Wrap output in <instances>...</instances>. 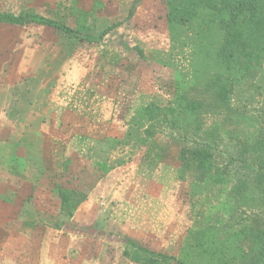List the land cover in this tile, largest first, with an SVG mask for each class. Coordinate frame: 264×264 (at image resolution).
<instances>
[{"label": "crops", "instance_id": "crops-1", "mask_svg": "<svg viewBox=\"0 0 264 264\" xmlns=\"http://www.w3.org/2000/svg\"><path fill=\"white\" fill-rule=\"evenodd\" d=\"M99 1L102 8L94 10L95 0H0V12L38 14L83 35L98 36L127 18L118 21L107 18L102 11L109 0ZM97 20L107 23L93 31ZM124 29L121 25L103 42L89 44L59 33L50 25L0 22V264H45L49 258L46 251L51 249L53 253L54 248V259L59 264L64 260L70 264L71 259L82 261L79 255L91 258L80 247L86 240L84 236L103 239L86 227H98L106 220L114 236L120 231L103 217L101 207L102 213L97 218L89 214L81 216V206L96 207L97 198H102L101 204L110 210L108 215L122 214L134 229L156 230L150 219V207L152 201L157 203L156 196L151 195L150 188L131 187L130 179L118 177L125 166L121 150L112 149L101 161L94 151L105 137L121 138L125 133L124 129L122 135L116 136L108 130L119 123L113 118L117 116L116 103L120 97L114 83L117 86L125 82L109 77L108 67L114 65L107 64L103 54L109 41ZM137 159L136 165L140 166L143 162L140 151L126 165ZM98 161L106 162L108 171L96 179L90 196L72 217V223L79 229L54 228L61 208L56 184L69 174L87 184L90 172H98ZM144 194L147 201H134ZM133 201L134 212L123 213ZM69 232L76 233V237L72 239ZM120 233L132 236L123 230ZM33 234V245L25 247ZM114 236L105 238L111 242ZM132 237L144 243L140 237ZM114 247L120 260L138 264L122 256L119 244ZM28 249L30 254L26 255ZM101 257L99 253L89 260L91 264H100Z\"/></svg>", "mask_w": 264, "mask_h": 264}, {"label": "trees", "instance_id": "trees-1", "mask_svg": "<svg viewBox=\"0 0 264 264\" xmlns=\"http://www.w3.org/2000/svg\"><path fill=\"white\" fill-rule=\"evenodd\" d=\"M141 1H134L125 20L112 24L98 36L83 35L59 21L33 13L0 12V22L50 25L78 42L98 44L111 31L129 23ZM165 1L167 12L164 17L171 40L167 61L177 62L178 56L186 60V67L191 71L188 88L165 105L155 101L140 105L129 119L123 137L102 139L94 148L95 156L101 161L103 155L118 147L124 156L122 161L126 163L145 147L143 161L158 164L164 159L165 151L153 146L156 134L165 127L181 131L184 145L178 154L177 178L187 180L194 172L196 179L190 185L192 209H196L203 199L199 207L203 209H198L195 221L196 230L191 231L190 241L185 239V245L191 249L192 256L195 255L197 264H264V217L262 211L257 210L264 207V161L252 183L239 184L234 183L228 166H219L215 162V146L223 133L234 135V130L228 127L234 120L230 110L234 84L248 77L264 76V0ZM102 4L95 0L94 10L102 8ZM198 90L211 93L215 99L211 107H222L225 111L207 110L193 95ZM106 165V162L98 161L100 172H90L84 188L67 186L64 181L56 184L61 208L54 228H76L71 219L87 200L96 179L107 174ZM75 179L76 176H68L66 181ZM212 196L223 210L230 204L235 207L234 212L240 207H248L251 213L235 225L225 223L219 212H212L213 208L204 214ZM107 225L103 220L100 226L88 231L97 236L113 237L114 232ZM116 236L122 240L120 253L134 263L174 264L178 261L176 256L153 249L135 237L120 232ZM33 238L35 234L25 247L33 245ZM25 254H30L29 249Z\"/></svg>", "mask_w": 264, "mask_h": 264}, {"label": "rangeland", "instance_id": "rangeland-1", "mask_svg": "<svg viewBox=\"0 0 264 264\" xmlns=\"http://www.w3.org/2000/svg\"><path fill=\"white\" fill-rule=\"evenodd\" d=\"M132 2L134 0H109V4L102 12L106 14L107 18H112V20L116 18L118 21L130 15ZM166 12L165 0H142L131 15V22L123 24L126 29L117 34L106 45L108 49L103 54L107 64L116 66L108 67L110 69L108 70L109 77L115 81L121 79L125 82L115 86L114 81H112L113 87L117 88L120 97L116 103L119 105L118 113L115 112L117 116H113L114 119H118L119 123L108 129L112 130L110 134L122 135L129 119L140 105L152 101L165 105L177 94L185 92L188 88L191 71L186 67V60L178 56L177 62L174 60L167 61L171 40L164 17ZM104 23L107 22L97 20L96 28L93 31L102 28ZM134 48L138 49L135 50ZM262 79L264 80V76L260 74L234 84L230 104L234 120L233 125L228 126L229 129L234 130L232 131L234 135L228 136L223 133L222 139L215 146L216 164L228 166L235 184L244 181L252 183L256 178L260 164L264 161V86ZM193 95L205 104L207 110L225 111L222 107L219 109L211 107V104L215 103L211 93L198 90ZM152 143L156 149L165 151L164 159L158 164L150 160L143 161L140 166L136 165L139 159L134 160V163H129L128 166L125 163L118 177L130 179L131 187L134 186L137 189L150 188L151 195L156 196L157 203L152 201L150 207V219L155 225L156 230L153 228L155 232L153 230L148 232L145 229H134L132 223L127 222L122 214L112 212L108 215L110 210L101 204L102 198L96 199V207L90 205V207L85 208L82 205L81 216L89 214L90 216L95 215L97 218L99 212L102 213L103 211L105 213L103 217H107L108 222L113 226L115 225L118 230L140 237L144 243L151 245L152 248L176 256L178 261L174 264H197L195 255L192 256L191 249L185 245V239L190 241L191 231L196 230L195 221L197 220L198 209H203L199 208L203 199L198 203L196 209H192L190 185L196 179L194 172L187 180L177 178V170L180 166L178 154L184 145V139L181 136V131L165 127L156 134ZM188 144L190 145V143ZM145 152L146 148L144 147L140 151L141 157L144 156ZM97 171L100 172L98 169ZM65 176L61 179L65 185L84 188L78 178L73 182L66 181L68 176L75 175ZM88 192L90 196V190ZM145 194L143 198L136 196L134 201H147ZM134 201L132 206L130 205L126 210L123 209V213L132 214V211L134 212ZM100 207L102 211L99 210ZM211 208H213L212 212H219L218 215L223 216L225 223L234 225L240 223L239 221L246 214L251 213V209L248 207H240L238 211L234 212L235 207L230 204L223 210L219 207L214 196L209 198V202L203 210L204 214H208ZM257 210L262 211L261 214L264 217V207ZM232 213L236 214L231 215ZM87 224H91V222ZM109 226L112 229L110 224ZM81 227L80 231H83L84 228ZM90 228L86 227L89 230ZM76 229L79 228L76 226ZM59 234H63V232L60 231ZM69 235L72 239L76 237L74 232H69ZM98 237L103 240H93L84 236L86 240L80 244V247L85 249L91 258L101 253L100 264H129L127 259L120 260L114 252L116 250L114 245H120L122 242L121 237L118 238L115 235L111 242L103 236ZM181 250L184 251L182 255L180 254ZM46 253L51 259L45 260V264H59L60 261L54 259L51 249L47 250ZM79 256L82 261L69 260L68 257L70 264H91L89 260L91 258L85 259L81 258V255ZM61 262L67 264L65 263L67 260Z\"/></svg>", "mask_w": 264, "mask_h": 264}]
</instances>
